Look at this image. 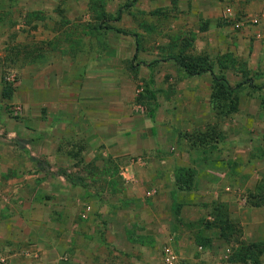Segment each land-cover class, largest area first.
<instances>
[{
    "label": "rangeland",
    "instance_id": "374dc122",
    "mask_svg": "<svg viewBox=\"0 0 264 264\" xmlns=\"http://www.w3.org/2000/svg\"><path fill=\"white\" fill-rule=\"evenodd\" d=\"M6 1L13 7L0 8V37L7 36L9 39V44L0 42V55L6 52L1 66L5 68L4 79L16 87V93L13 102L0 103V218L6 219L12 229V242L19 238V243H11L12 250L8 254L37 257L38 246L49 248L51 243H56L60 249H64L63 260L70 259L75 250L80 249L81 258L88 264L138 263L133 259L135 251H127V241L121 237L115 238L113 225L102 216L108 210L98 201L104 199L105 182L130 189L133 185H142L144 187L140 191L144 192L146 198L158 193L156 184L148 186L143 180L149 154L151 156V152L159 148L161 151L158 155L162 158L174 151L171 146H175V141L183 151L188 146L191 149L197 147L201 133L199 120H204L199 118V101L192 99L199 95L195 91L196 86L199 87V75H187V79H183L182 70L170 58V54L177 50L173 43L188 37L193 50L206 52L213 62L215 73L226 78L227 68L242 70L240 67L245 66L243 59H236L240 55L242 57L241 45L234 44L233 47V42H237L239 37L246 38L248 44L253 42V34L249 30L257 25L236 28L235 21L258 15L262 18L260 24L264 22V0ZM5 2L0 0L2 5ZM209 38H213V44ZM260 40L264 48V39ZM16 47L19 50H15ZM253 49L249 48V56ZM255 53L252 63L259 55L257 50ZM68 61L77 66H88L85 89L91 90L86 93L93 96L91 102L99 101V96L104 97L105 93L109 98L116 96L128 104L132 102L131 110L139 115V135H130V130H127L122 140L117 135H107L106 141L99 134L94 121L91 125L87 124L85 131L79 132L78 124L69 125L63 132L47 128L48 149L43 155H30L29 152H36V144L27 147L24 135L34 134L26 127L34 128L31 121L34 101L31 98L34 99L35 95L31 96L25 91L29 85L35 84L36 66L42 64L44 71H47L48 65L65 66ZM255 74H259L258 69L251 71L248 83L251 86L263 85L264 78H256ZM150 77L154 81L152 85ZM45 78L41 76L40 82ZM241 79L233 86L241 85L244 82L243 77ZM207 82L209 77L202 81L208 85ZM187 88L194 91L188 92ZM100 89L102 92H98ZM152 90L156 101L153 131L149 128L151 121L146 114L153 106L149 95ZM195 93L196 96L192 95ZM23 100H29L27 106ZM72 101V97L66 98L67 103ZM212 109L216 113L214 107ZM261 109L264 111V105ZM234 113L216 115L214 125L210 124L207 128L208 135L217 129L220 135L229 133ZM260 120L262 123L253 125L252 135L261 129L264 135L263 118ZM125 122H131V119L122 122L123 127L129 125ZM57 135H65L67 139L59 142ZM58 146L57 150H67L68 155H54L53 149ZM142 150L144 153H141ZM154 162L158 167L164 165L158 159H154ZM263 162L253 164L258 171L252 172L253 182L245 192L246 199L259 190L264 192ZM129 165L130 170L127 171ZM132 165L138 168L134 171ZM36 168L40 169L39 174L34 170ZM68 168L70 172L66 171ZM64 172L71 173L79 183L86 182L88 185L86 188L76 187L80 199L85 196L93 200V213L87 221L64 216L67 204H57V190L52 183ZM40 177L45 178L42 184ZM164 178L162 176L161 180L164 181ZM108 191L105 193H111ZM162 201L165 205V200ZM82 204V200L77 203L76 212L83 207ZM129 210V205L121 207L125 217H128ZM202 221L204 225L205 219ZM145 222V215L139 214V226ZM122 223L127 230H133L129 222L123 220L120 227ZM192 226L199 228V223ZM176 228L178 232H183L179 230L180 227ZM75 229L86 231V241L80 235L73 237ZM20 232L22 236H19ZM128 233L132 235V232ZM107 239L110 243L105 241ZM73 243L75 246L70 247L68 254L67 249ZM1 244L0 254H4L6 249ZM176 253L177 264H184L179 259L178 250ZM10 257L15 260V257ZM157 264L165 263L158 257ZM261 264H264V255Z\"/></svg>",
    "mask_w": 264,
    "mask_h": 264
},
{
    "label": "crops",
    "instance_id": "0c3cea01",
    "mask_svg": "<svg viewBox=\"0 0 264 264\" xmlns=\"http://www.w3.org/2000/svg\"><path fill=\"white\" fill-rule=\"evenodd\" d=\"M6 2L3 5L0 4V8L13 7V4L8 2L6 4ZM249 31L253 34V42L250 44H248L246 38L239 37L236 39L237 42L230 39L233 42V47L234 44L241 45L240 54H242V57L240 55L236 59L239 61L243 59L245 66L240 67L242 70L232 67L227 68L225 73L229 84L232 86L235 82L242 80V77L244 80L241 85L235 88L238 96V110L231 118L233 122L230 123L229 133L220 135V131L217 129L215 133L211 132L212 136L208 135L207 128L210 124L212 126L216 122L213 121L216 118V113L212 109L210 100L212 75L209 72L199 74V87L196 86L197 90L195 89L196 92H199V95L192 94L196 96H192L194 97L192 98L193 101H199V109L201 108L199 118L204 119L202 122L199 120V129L201 130L199 144L192 149L188 146L183 151L178 148V141H175V146H171L174 147V151L167 153L165 156L163 155L162 158L158 155L161 151L159 148L151 152V156L149 154V159L146 160V175L143 180L148 186L149 184L151 186L156 184L158 193L152 198H146L143 195L144 192L140 191L144 187L142 185H133V188L130 189L124 188V185L115 187L112 183L105 182L104 199L98 201L101 205L108 207V210L106 209L102 216L105 221L113 225L115 238L121 237L124 241H127V251H135L136 255L133 259L138 262L135 264H157L158 257L163 260L162 249L166 244H170L174 250H178L179 259L184 264H247L229 261L228 254L235 243L222 239L217 228L203 225L202 220L213 219L211 210L214 202L226 206L230 220L241 226L242 239L245 241L264 240V206L249 205L245 194L253 182L252 172L258 171L253 168V164L259 165L262 164V160L264 161L263 129L256 130V135L251 133L253 125L256 126L257 122L262 123L260 119L263 118L264 123V111L261 109L264 105V84L251 86L248 83L251 78L250 73L254 69L259 70V74H255L254 77L264 78V48L260 40L261 38L264 39V22L254 25ZM209 41L213 44V38H209ZM0 42L6 45L9 44V39L7 36H1ZM217 42L219 41L217 40ZM250 47L254 48L250 54L251 56L248 54ZM246 48L247 51L245 52ZM256 50L259 55L255 63H252ZM5 56L6 52L0 55V103L3 101L5 103L13 102L12 99L16 93V87H14L10 98H5L2 95L4 66H1V60ZM72 63V61H68L65 66L48 65L49 69L47 71H44V65L41 66L42 64L35 67V84L29 85V88L27 87L28 89L25 91L31 96L35 95L34 99L31 98L32 102L34 101L31 105L33 110L31 121L34 123V128L26 127L27 130L34 131V134L24 135L27 147L33 143L36 144V152L31 151L29 152L30 155L34 153H36V156L43 155L45 149H48V135H45L47 128L63 132L69 125L78 124L79 129L77 132H79V130L85 131L87 124L91 125L94 121V124L98 126L99 134L103 135L102 137L106 141L107 135H117L118 139L122 140L127 130H130V135H139L137 117L139 115L134 114L133 109L131 110L133 108L132 102L128 104L116 96L109 98L107 93L104 94V97L100 95L99 101L91 102L90 98L93 96L86 95L87 91L91 90L89 88L85 89L87 76H89L88 66H77ZM182 72L183 79H187V75L183 70ZM41 76H46L42 82H40ZM205 77H209L208 85L202 83ZM54 79H56L55 82H53ZM72 90L73 93L69 92ZM187 90L188 92L194 91L189 90V88ZM98 92H102L101 89ZM67 97H72L74 101L67 103ZM23 101L27 106L29 100ZM146 114L149 117L148 113ZM127 119H131V122H125L129 125L123 127L122 122ZM149 120L151 121L149 128L153 131L154 121L150 117ZM57 136H59V139H57L59 142L66 138L65 135ZM208 136H210V139ZM53 139L56 138L53 137ZM118 143L121 145L120 142ZM121 147L119 146V148ZM57 148L59 146L53 149L54 155H68L67 150L62 151L61 148L59 150ZM150 148L153 149L154 147ZM84 153L85 150H83V156L85 157ZM141 153H144L143 150ZM154 159L160 160L164 165L158 167ZM132 166L134 171L138 168L137 165ZM129 167L130 165L127 166V171L130 170ZM179 168H187L190 175H177ZM34 170L39 174L40 169L36 168ZM66 171L70 172V169L68 168ZM162 176L165 177L164 181L161 180ZM177 176L178 179L188 182L190 186L183 189L178 188ZM57 178L52 185L57 190V204H67V209L64 207V216L69 218L73 216L78 221L89 220L93 213L91 210L93 200L86 199L85 196L80 199V196L76 194V187L86 188L87 183L77 184L71 182L62 174H59ZM39 179H41L42 184L45 178L40 177ZM108 189L110 190L108 192L111 193L107 194L105 192ZM162 198L165 200V205ZM81 200L83 207L76 212V205L81 203ZM124 205H129L128 217H125V214L121 211V207ZM141 213L145 215L147 222L141 223L140 227L139 214L141 215ZM123 220L130 223L129 225L133 228L132 231L127 230L123 223L120 227ZM198 223L199 228L192 226L198 225ZM176 227H180L179 230H183V232L179 231V233ZM128 232H132V235ZM12 233L6 219L0 218V242L6 249L4 254H0L2 264H88L81 258L80 249L75 250L70 259H61L64 257L62 255L64 249H60L56 243H51L49 248L43 245L38 246L37 257L21 254L10 255L8 251L12 250L11 243H19V238L12 242ZM77 235H80L82 240L86 241V231L73 230V237ZM19 236H22V232L19 233ZM74 240L76 241V238ZM105 241L110 243L108 239ZM99 242H101V238H99ZM71 246H75L74 243L69 245L68 254L71 252ZM146 253L148 257H146ZM150 255H152V258ZM10 256L15 257V260ZM177 262L178 260L175 264Z\"/></svg>",
    "mask_w": 264,
    "mask_h": 264
},
{
    "label": "trees",
    "instance_id": "16d2710c",
    "mask_svg": "<svg viewBox=\"0 0 264 264\" xmlns=\"http://www.w3.org/2000/svg\"><path fill=\"white\" fill-rule=\"evenodd\" d=\"M174 47H177L176 52L170 54V58L173 59L175 64L184 71L186 75H199L205 72H209L212 75L211 94L210 100L212 106L216 111V115L227 116L238 110V96L235 92L236 86H231L227 79L222 74L214 73L213 62L209 55L204 51L195 52L191 45V39L184 37L177 39L173 43ZM190 46V51L188 48ZM15 50H19L17 47ZM4 59V58H3ZM5 61V59L3 60ZM5 69V68H3ZM151 85L154 83L152 77L149 78ZM239 84H237L238 86ZM14 86L4 79L2 76V95L5 98H10ZM151 99L153 100V106L149 108L148 115L152 121H154L155 115V95L153 90L149 92ZM187 168H179L177 175H190ZM66 179L71 182L79 183L76 177H73L71 173H63ZM178 188H188L189 183L178 179ZM247 203L252 206H264V192L257 191L255 194H250L246 199ZM211 215L212 220H205L204 225L207 227H215L219 230V236L229 242H234L235 245L228 254V260L232 262H243L247 264H260L261 258L264 255V240L259 241H245L242 239L241 226L230 220L229 213L226 206L219 202H214L212 205Z\"/></svg>",
    "mask_w": 264,
    "mask_h": 264
},
{
    "label": "built area",
    "instance_id": "2783aa9c",
    "mask_svg": "<svg viewBox=\"0 0 264 264\" xmlns=\"http://www.w3.org/2000/svg\"><path fill=\"white\" fill-rule=\"evenodd\" d=\"M261 17L255 16L251 17L249 19L245 18L243 20H237L235 21V27L236 28H244L246 25L250 24H260ZM150 194V192H148ZM162 259L165 264H175L177 261V255L175 250L170 244H166L163 246L162 249Z\"/></svg>",
    "mask_w": 264,
    "mask_h": 264
}]
</instances>
